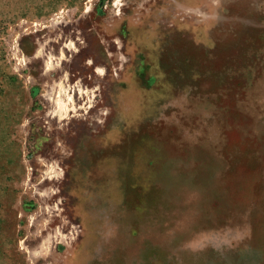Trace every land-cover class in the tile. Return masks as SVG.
I'll use <instances>...</instances> for the list:
<instances>
[{
	"label": "rangeland",
	"instance_id": "374dc122",
	"mask_svg": "<svg viewBox=\"0 0 264 264\" xmlns=\"http://www.w3.org/2000/svg\"><path fill=\"white\" fill-rule=\"evenodd\" d=\"M0 264H264V0H0Z\"/></svg>",
	"mask_w": 264,
	"mask_h": 264
}]
</instances>
